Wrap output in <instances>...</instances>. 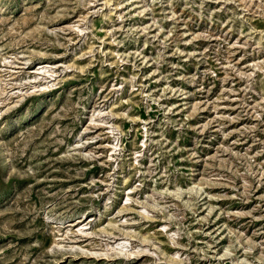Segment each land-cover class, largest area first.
Segmentation results:
<instances>
[{
	"label": "rangeland",
	"instance_id": "rangeland-1",
	"mask_svg": "<svg viewBox=\"0 0 264 264\" xmlns=\"http://www.w3.org/2000/svg\"><path fill=\"white\" fill-rule=\"evenodd\" d=\"M0 264H264V0H0Z\"/></svg>",
	"mask_w": 264,
	"mask_h": 264
}]
</instances>
